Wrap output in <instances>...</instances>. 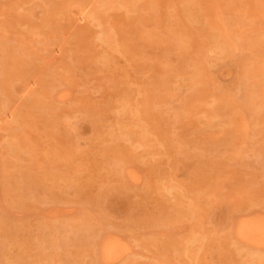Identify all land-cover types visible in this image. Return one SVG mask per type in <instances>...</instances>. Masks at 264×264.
<instances>
[{"label":"rangeland","instance_id":"374dc122","mask_svg":"<svg viewBox=\"0 0 264 264\" xmlns=\"http://www.w3.org/2000/svg\"><path fill=\"white\" fill-rule=\"evenodd\" d=\"M254 218L264 0H0V264H264Z\"/></svg>","mask_w":264,"mask_h":264},{"label":"bare ground","instance_id":"6f19581e","mask_svg":"<svg viewBox=\"0 0 264 264\" xmlns=\"http://www.w3.org/2000/svg\"><path fill=\"white\" fill-rule=\"evenodd\" d=\"M237 234L241 239H243L248 243H255L258 245H262L264 244V223L261 220L255 218L244 220L239 223ZM105 243L106 244L102 248L103 249L102 254H104V257L107 256L108 258L110 255L112 256L113 254L116 253V251L118 250L117 249L118 244L116 242H105ZM107 258L105 257V259Z\"/></svg>","mask_w":264,"mask_h":264}]
</instances>
